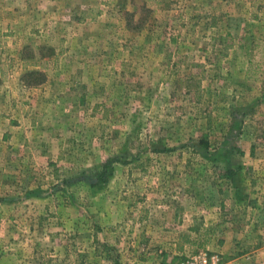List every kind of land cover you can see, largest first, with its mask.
Returning <instances> with one entry per match:
<instances>
[{
  "label": "rangeland",
  "instance_id": "rangeland-1",
  "mask_svg": "<svg viewBox=\"0 0 264 264\" xmlns=\"http://www.w3.org/2000/svg\"><path fill=\"white\" fill-rule=\"evenodd\" d=\"M90 8L96 20L78 23ZM34 70L41 84L21 81ZM11 80L2 103L19 122L11 145L0 139V264H92L95 242L122 264L132 239L92 241L86 228L98 194L153 196L167 179L229 210L238 179L262 189L264 0H0V84ZM244 150L258 160L245 173ZM73 199L80 253L55 220Z\"/></svg>",
  "mask_w": 264,
  "mask_h": 264
},
{
  "label": "crops",
  "instance_id": "crops-1",
  "mask_svg": "<svg viewBox=\"0 0 264 264\" xmlns=\"http://www.w3.org/2000/svg\"><path fill=\"white\" fill-rule=\"evenodd\" d=\"M10 83L9 86L0 84V139L8 140L9 145L18 136L16 126L19 122L13 114L14 105L4 107L2 103L4 98L10 105L13 103L11 100L15 92L13 81ZM11 151H14V146L8 148V152ZM244 154L249 157L245 150ZM249 160L238 166L237 170L245 173L256 169L258 160L250 157ZM117 183L115 177L110 180V190ZM171 183L167 179L158 180L153 196L144 194L129 197L107 192L96 195L93 201L95 206L88 214L89 223L86 227L92 235V241L103 243L106 236L116 241L126 239V236L129 241L132 239L126 249L128 253L124 250L119 256L118 260L123 261L122 264H177L178 259L193 248L198 238H204V247L209 252L223 256L225 264H264V225L261 229L253 226L259 221L264 222V180L260 183L262 189L258 193L254 182H251L252 191L246 192L245 187L251 185L247 184V180L238 179L237 194L232 196L234 205L229 206V210L227 200L223 197L209 200L201 194L176 195L173 190L167 189ZM72 202L71 210L59 207L55 220L61 223L62 233L72 235L68 243L77 246L76 250L80 253L85 250L78 236L83 226L82 215L76 201L73 199ZM28 229L26 236L31 239L32 228ZM64 241L67 242L66 238ZM96 249V242L88 246V250L93 251L89 260L92 264L99 258L109 264L112 263L110 260H116L99 257L95 253Z\"/></svg>",
  "mask_w": 264,
  "mask_h": 264
},
{
  "label": "trees",
  "instance_id": "trees-1",
  "mask_svg": "<svg viewBox=\"0 0 264 264\" xmlns=\"http://www.w3.org/2000/svg\"><path fill=\"white\" fill-rule=\"evenodd\" d=\"M99 14H100L99 11H95L94 9H91V8L87 9V10H82L79 14V17H78V23L81 24L84 21H86L87 19L89 21H95L96 18L99 16ZM42 67H44V66H42ZM32 75H36L39 78V80H36L35 82L27 81V78H30ZM245 79H248V77H246ZM25 80H26V82H28V83H26V85H31V83H36L33 85H38L44 81V74H42L41 72L35 71V70L29 71V72H26L21 78V81H25ZM94 185L95 184H92V186H94Z\"/></svg>",
  "mask_w": 264,
  "mask_h": 264
},
{
  "label": "built area",
  "instance_id": "built-area-1",
  "mask_svg": "<svg viewBox=\"0 0 264 264\" xmlns=\"http://www.w3.org/2000/svg\"><path fill=\"white\" fill-rule=\"evenodd\" d=\"M179 264H222L217 254H212L206 250H199L196 253L186 256Z\"/></svg>",
  "mask_w": 264,
  "mask_h": 264
}]
</instances>
